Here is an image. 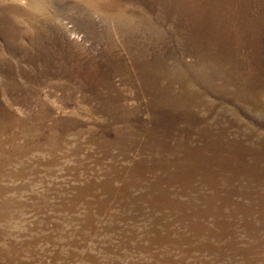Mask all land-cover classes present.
<instances>
[{
    "label": "bare ground",
    "instance_id": "1",
    "mask_svg": "<svg viewBox=\"0 0 264 264\" xmlns=\"http://www.w3.org/2000/svg\"><path fill=\"white\" fill-rule=\"evenodd\" d=\"M108 1L0 0V264H264V16L255 9L264 0ZM75 9L83 13L76 23L120 18L116 32L134 56L140 93L157 112L159 131L138 148V139L107 127H25L21 144L12 132L10 107L22 106L25 118L23 95L46 79L84 80L96 94L90 76L66 62L52 25ZM158 10L176 19L172 37L186 30L194 62L173 56L172 67L156 52L152 38L165 23ZM148 17L132 38L129 20ZM135 148L127 171L123 159ZM193 233L202 234L199 257L189 254Z\"/></svg>",
    "mask_w": 264,
    "mask_h": 264
},
{
    "label": "rangeland",
    "instance_id": "2",
    "mask_svg": "<svg viewBox=\"0 0 264 264\" xmlns=\"http://www.w3.org/2000/svg\"><path fill=\"white\" fill-rule=\"evenodd\" d=\"M14 1H17L20 5L27 3V0ZM113 1L115 0H109L108 3ZM40 2L45 3V0H40ZM255 9L258 14L264 16V8L259 3H257ZM77 11L78 9H75L70 13L60 14V22L52 25L59 34L61 50L66 62L74 65L76 70H79L82 74L90 76V82L93 83L96 94H92L87 90V84L84 80L46 79L38 88L33 87L31 92L29 91V93L23 95L26 99V104L23 107L24 109L29 107V110L25 109L23 111H30L26 112L25 118L21 117L22 106L13 105L10 107L11 126L14 128L12 132L20 137L17 142L21 144L24 141L18 134L23 132L25 127H29L32 133H48L61 124L71 123L72 126L81 125V128L85 131L96 134L103 127H107L116 135H130L129 138L138 139L136 140L138 141L136 148H138L146 140L145 134L159 131L156 118L157 112L149 105L152 96L140 93L134 56L131 55L132 53H130L126 43L121 40L116 32L117 22L120 18L95 14L91 22L76 23L73 17L83 14ZM139 12L141 15H144V13L147 16L151 15L148 10H144V13ZM153 14L165 21V23L160 22L158 24L160 29L152 38L156 45V52L158 54H168L167 62L170 66L173 63V56L180 58L186 64L194 62L195 57L190 56L183 46L186 30L179 33L178 38L175 39L171 34L179 29L176 19H171L170 14L163 10H158ZM19 19L24 21L22 15L19 16ZM129 21L126 25L128 26L127 29H131L128 32L132 38L138 36V31L133 29L134 26H145L152 22L149 17L148 22L145 24H140L139 19L136 18ZM25 22L33 27L37 26L31 20H25ZM138 46H140L139 43ZM3 52L6 53V50ZM260 57V77L262 78V92L264 93V28L261 37ZM177 75V68H172V77L177 78ZM20 81L23 84L25 83L24 79H20ZM161 83L162 85L168 84L166 80H162ZM179 84L178 79L171 84V88L176 93L180 92ZM199 90L203 91L202 93L206 99L215 103L219 102L211 91H207L204 87H200ZM259 91H261V88H259ZM199 109L200 113H206L205 106H201ZM241 119L249 124L248 118L242 116ZM177 122H180V120L178 119ZM262 131L264 132V130ZM12 148V146H9L6 150L10 151ZM136 148L130 152L128 159H123L122 163L127 171L130 170L132 161L138 155ZM115 164L117 166V162ZM120 185L121 182L115 183V194ZM133 194L136 195L137 193L133 191ZM114 198L115 196L112 197V199ZM204 223L211 224V220L206 219ZM228 228L229 226H225V229ZM200 236H202L201 233H193L189 236L190 239L187 242V246L191 250L189 254L196 253L194 257H199L202 255L201 253L206 254L198 247L199 242H201ZM214 258L218 262L222 260L220 256ZM188 260L190 264H202L198 261Z\"/></svg>",
    "mask_w": 264,
    "mask_h": 264
}]
</instances>
